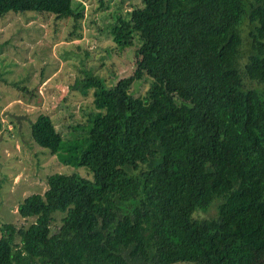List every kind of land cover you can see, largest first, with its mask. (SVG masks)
I'll return each instance as SVG.
<instances>
[{
	"label": "trees",
	"instance_id": "1",
	"mask_svg": "<svg viewBox=\"0 0 264 264\" xmlns=\"http://www.w3.org/2000/svg\"><path fill=\"white\" fill-rule=\"evenodd\" d=\"M141 2L108 24L122 53L138 42L133 74L84 70L74 88L98 112L68 142L47 114L31 124L73 172L0 227V264H264V0ZM74 4L0 0V18H73L76 32Z\"/></svg>",
	"mask_w": 264,
	"mask_h": 264
},
{
	"label": "rangeland",
	"instance_id": "2",
	"mask_svg": "<svg viewBox=\"0 0 264 264\" xmlns=\"http://www.w3.org/2000/svg\"><path fill=\"white\" fill-rule=\"evenodd\" d=\"M74 5L84 15L76 32L73 18L60 21L34 13L0 18V72L4 78L0 82V227L25 223L18 215L19 204L33 194L43 195L51 174L73 172L63 164V156L52 155L32 139L31 124L37 117L49 115L68 142L73 128L98 112L94 98H85L81 89L74 88L77 79H84V70L91 68L114 80L136 70L138 42L122 53L108 24L117 12L127 16L141 7V0H106L105 8L98 0H75ZM135 89L138 95H145L149 84L138 82ZM6 113L25 119L20 126ZM78 172L88 176L84 170ZM60 217L53 225L54 233L61 225Z\"/></svg>",
	"mask_w": 264,
	"mask_h": 264
},
{
	"label": "water",
	"instance_id": "3",
	"mask_svg": "<svg viewBox=\"0 0 264 264\" xmlns=\"http://www.w3.org/2000/svg\"><path fill=\"white\" fill-rule=\"evenodd\" d=\"M5 115L9 116L12 119H14L18 124H20V126H21V121L23 119H25L24 116H19V115H15V114H11V113H6Z\"/></svg>",
	"mask_w": 264,
	"mask_h": 264
}]
</instances>
